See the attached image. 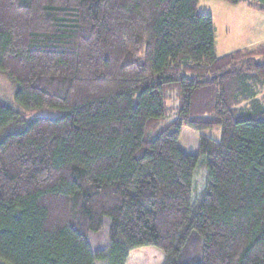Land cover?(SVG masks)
<instances>
[{"label":"trees","instance_id":"16d2710c","mask_svg":"<svg viewBox=\"0 0 264 264\" xmlns=\"http://www.w3.org/2000/svg\"><path fill=\"white\" fill-rule=\"evenodd\" d=\"M199 2L0 0V264H264V43L218 55Z\"/></svg>","mask_w":264,"mask_h":264},{"label":"rangeland","instance_id":"374dc122","mask_svg":"<svg viewBox=\"0 0 264 264\" xmlns=\"http://www.w3.org/2000/svg\"><path fill=\"white\" fill-rule=\"evenodd\" d=\"M247 0L233 5L223 0H200L198 11L212 15L216 27V49L218 55L242 49L255 48L264 43V11H258L257 6L264 5V0L255 1L254 6ZM255 7V8H254ZM256 98L264 103V84L254 82ZM15 84L3 73H0V97L3 101L17 107L14 97ZM26 111V110H25ZM27 117L47 116L55 117L60 114L58 110L36 109L28 110ZM23 115V114H22ZM203 133L212 137H219L220 130H205ZM200 132L183 127L179 139V147L186 153L197 154L199 151ZM205 155L199 157L194 173L193 199H196L204 189L207 182ZM91 247H103L107 242L104 234H90ZM164 252L154 246L138 248L131 252L127 264H162Z\"/></svg>","mask_w":264,"mask_h":264},{"label":"crops","instance_id":"0c3cea01","mask_svg":"<svg viewBox=\"0 0 264 264\" xmlns=\"http://www.w3.org/2000/svg\"><path fill=\"white\" fill-rule=\"evenodd\" d=\"M255 8V7H254ZM256 10H258V11H263V10H259V9H257V8H255Z\"/></svg>","mask_w":264,"mask_h":264}]
</instances>
